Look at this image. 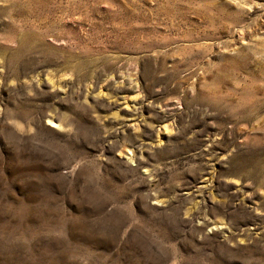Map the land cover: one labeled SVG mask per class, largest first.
Returning a JSON list of instances; mask_svg holds the SVG:
<instances>
[{
  "label": "rangeland",
  "instance_id": "rangeland-1",
  "mask_svg": "<svg viewBox=\"0 0 264 264\" xmlns=\"http://www.w3.org/2000/svg\"><path fill=\"white\" fill-rule=\"evenodd\" d=\"M0 264H264V0H0Z\"/></svg>",
  "mask_w": 264,
  "mask_h": 264
},
{
  "label": "snow or ice",
  "instance_id": "snow-or-ice-1",
  "mask_svg": "<svg viewBox=\"0 0 264 264\" xmlns=\"http://www.w3.org/2000/svg\"><path fill=\"white\" fill-rule=\"evenodd\" d=\"M54 126V125H53Z\"/></svg>",
  "mask_w": 264,
  "mask_h": 264
}]
</instances>
